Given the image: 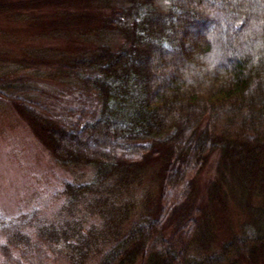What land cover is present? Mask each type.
Returning a JSON list of instances; mask_svg holds the SVG:
<instances>
[{
    "label": "trees",
    "instance_id": "1",
    "mask_svg": "<svg viewBox=\"0 0 264 264\" xmlns=\"http://www.w3.org/2000/svg\"><path fill=\"white\" fill-rule=\"evenodd\" d=\"M6 20L38 44L0 65V101L57 165L90 169L76 196L96 194L123 223L161 161L153 208L97 264L264 263V0H0ZM53 82L74 92V119L33 101ZM215 154L219 177L198 198ZM231 207L243 222L219 239ZM65 218V230L59 217L10 226L3 253L77 248L83 227Z\"/></svg>",
    "mask_w": 264,
    "mask_h": 264
},
{
    "label": "rangeland",
    "instance_id": "2",
    "mask_svg": "<svg viewBox=\"0 0 264 264\" xmlns=\"http://www.w3.org/2000/svg\"><path fill=\"white\" fill-rule=\"evenodd\" d=\"M24 41L31 46L38 44L36 40H29L28 30H17L13 21L0 22V65H11L4 63L14 62L19 48L21 51L27 48ZM16 43H20L21 47L15 46ZM36 95L33 101L53 112H65L71 108L70 119L79 114L74 92L60 83L53 82L52 87H45L36 92ZM216 165L215 154L199 176L198 198L205 195L207 184L219 177ZM79 169L57 165L50 152L34 137L12 106L0 101V264H97L128 232L131 223L147 215L155 204L161 161H153L144 169L141 193L137 191L140 195L136 196L131 215L123 223L112 219L116 210H112L109 204L101 206L97 203L96 194L76 196L73 189L77 183L88 181L91 177L90 169ZM82 171L84 175L81 177ZM84 206L89 212L96 211L98 215L83 211L86 210ZM74 212L75 220L81 222L83 227V236L79 237L80 244L69 240L77 248L70 251L64 244L42 243L38 249L12 251L9 257L3 253L2 244L6 239L4 233L10 226L23 233H34L35 229H44L47 223L54 222L59 217V226L65 230L68 229L64 224L67 219L65 216ZM225 218L228 221L221 227L219 239L237 231L239 224L243 222L241 214L232 207ZM169 231L167 229L166 234Z\"/></svg>",
    "mask_w": 264,
    "mask_h": 264
}]
</instances>
